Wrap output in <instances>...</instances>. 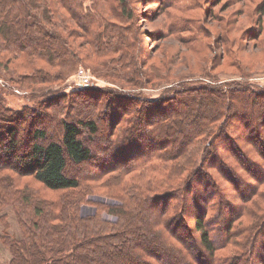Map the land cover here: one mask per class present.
Returning <instances> with one entry per match:
<instances>
[{
  "label": "trees",
  "instance_id": "obj_1",
  "mask_svg": "<svg viewBox=\"0 0 264 264\" xmlns=\"http://www.w3.org/2000/svg\"><path fill=\"white\" fill-rule=\"evenodd\" d=\"M134 1L0 0V65L16 62L14 69L31 73H23L26 83L64 82L81 62H91L96 73L105 67L111 77L133 87H145L151 73L160 83H171L155 98L85 87L82 94L95 100V110L62 119L58 140L43 143L47 131L36 129L29 149L22 147L18 130L5 128L0 134V264H264V210L236 225L239 211L232 205L225 209L222 197L228 188L219 179L224 173L236 185L239 172L224 161L217 146L220 138L235 133L264 158V88L255 91L249 83L219 85L204 79L191 85L196 73L164 81L146 44L150 35L138 25ZM193 40L200 43L199 36ZM185 43L194 50V43ZM160 61L162 66L168 63ZM105 94L109 97L102 99ZM101 114L115 123L113 135L125 146L111 156L121 157L119 161L95 158L84 140L83 131L99 132L93 117ZM230 144L241 169L261 181L264 168L251 161L250 149L242 150L232 139ZM129 146L134 150L126 153ZM94 159L99 168L94 179L111 171L127 172L128 162L135 161L138 169L154 162L164 165L167 177L148 184L145 191H135L139 186L134 180L121 177L122 190L108 193L121 202L105 206L115 221L98 210L81 216L90 188L82 189L80 179L67 169L70 162ZM26 177L62 191L58 203L37 194L29 182L21 183ZM101 186L111 187V181ZM250 196L243 195L246 202ZM9 208L15 228L8 220ZM216 211L226 218L222 227L216 225ZM232 236H240L233 241L239 253H222Z\"/></svg>",
  "mask_w": 264,
  "mask_h": 264
},
{
  "label": "rangeland",
  "instance_id": "obj_2",
  "mask_svg": "<svg viewBox=\"0 0 264 264\" xmlns=\"http://www.w3.org/2000/svg\"><path fill=\"white\" fill-rule=\"evenodd\" d=\"M134 5L141 31L150 35L146 37V44L149 53L154 56L155 63L160 65L159 74H164V81L174 80L182 74L196 73L198 75L191 77V85L204 79L207 83L219 85L223 82L249 83L255 91L264 88V12H261L264 8V0H135ZM259 18H262V23L258 21ZM197 36L200 37L198 45L193 40ZM184 41L194 43V50L188 49ZM224 51H226L225 55ZM220 57L224 59L221 62ZM162 59L164 62L168 60L166 66L160 63ZM15 63L13 62L7 68L0 65V134L4 133L6 127H14L18 130L17 137L24 149L31 147L36 129L42 128L47 131L46 139L41 142L58 140L62 137V119L78 118L81 114L85 115L89 109L90 112L95 110L93 107L95 100L82 94L85 86L78 78L79 70L82 68L91 76L90 87L103 88L107 92L116 90L155 98L164 95L171 85L163 81L160 83L159 78L151 73L145 87H133L116 77H111L105 67L98 68L96 73L90 65L91 62L90 64L79 63L75 69L70 70L72 74L64 82L30 84L26 83L27 77L23 73H31L25 69H14ZM201 74L205 76L209 74L212 80L203 78ZM108 97L109 95L105 94L102 99ZM99 112L100 110L96 113ZM93 118L99 123V132L96 135H90L89 132L83 131L84 140L92 148L95 158H99L104 163H107L109 159L119 161L121 157L111 158L125 147L118 143L116 136L113 135L115 123L105 114L95 115ZM262 127L264 130V126ZM114 132L116 134L117 130ZM233 134L220 138L217 146L224 161L237 168L239 172L236 176L238 177L236 178L237 186L235 183L234 185L229 183L224 178L226 177L224 173H221L219 180L228 188L227 196L222 197L224 207L225 209L228 205L236 207L235 210L239 211L240 217L236 225L239 226L237 222L248 223L250 219H254L251 214L264 210V178L262 177L261 181L257 180L255 176H250L241 169L243 165L231 156V139L242 150L250 149L251 157H253L251 161L258 163L259 167L264 168V158L259 155L255 146L247 144L236 137L235 133ZM247 137L248 135L241 139L247 140ZM111 141L113 144L110 143ZM133 150L129 146L126 153ZM135 164L136 161L128 162L127 172L111 171L101 178L94 179L93 176L99 169L95 159L82 164L70 162L68 174L80 179L82 189L90 188V192L85 194L80 206L81 216L90 215L98 210L106 220L115 221L117 218L107 213L106 207L117 206V202H121L108 194L122 190V187H118L121 177L125 178V182L134 180L133 184L139 186V189L135 191H145L148 184L154 185L158 180H165L167 177H163L166 166L160 167L157 162L144 169H138ZM107 180L111 181V187L101 186V183ZM20 181L21 183L29 182L37 194L52 199L55 203H58L57 201L62 197V191L50 190L33 177L21 178ZM112 188H114L113 191ZM248 194L251 196L246 202L247 198L243 195ZM253 201H255L254 204H252ZM59 205L55 206L59 207ZM7 211L8 220L15 228L13 210L9 208ZM214 213L217 227H222L226 223V218H223L221 211ZM225 216L228 220L230 217L228 211L225 212ZM262 221L260 223L264 225V219ZM239 237L232 236L231 244L222 253H239L241 248L233 244V241L238 242Z\"/></svg>",
  "mask_w": 264,
  "mask_h": 264
},
{
  "label": "built area",
  "instance_id": "obj_3",
  "mask_svg": "<svg viewBox=\"0 0 264 264\" xmlns=\"http://www.w3.org/2000/svg\"><path fill=\"white\" fill-rule=\"evenodd\" d=\"M78 78L82 85H89L91 83V76L89 73L84 69H80L78 73Z\"/></svg>",
  "mask_w": 264,
  "mask_h": 264
},
{
  "label": "water",
  "instance_id": "obj_4",
  "mask_svg": "<svg viewBox=\"0 0 264 264\" xmlns=\"http://www.w3.org/2000/svg\"><path fill=\"white\" fill-rule=\"evenodd\" d=\"M85 87H89V85H85Z\"/></svg>",
  "mask_w": 264,
  "mask_h": 264
}]
</instances>
